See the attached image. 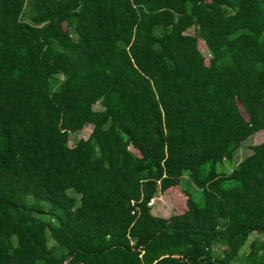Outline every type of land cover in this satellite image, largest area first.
<instances>
[{"label":"trees","instance_id":"16d2710c","mask_svg":"<svg viewBox=\"0 0 264 264\" xmlns=\"http://www.w3.org/2000/svg\"><path fill=\"white\" fill-rule=\"evenodd\" d=\"M263 32L264 0H0V264H264V141L215 168L264 131Z\"/></svg>","mask_w":264,"mask_h":264},{"label":"rangeland","instance_id":"374dc122","mask_svg":"<svg viewBox=\"0 0 264 264\" xmlns=\"http://www.w3.org/2000/svg\"><path fill=\"white\" fill-rule=\"evenodd\" d=\"M25 12L27 13V15L29 14L28 8L25 9ZM188 33H192V31H188ZM260 41L262 43H264V32L260 37ZM197 48L203 57L202 64L206 65L207 59H208V53H207V51H206V49L203 46L201 41H197ZM92 109H93L92 116H94V119H97L98 114H99L98 105H94L92 107ZM238 114L241 117H244V115L242 114V112L240 110H239ZM91 124H92V121L91 122L88 121V123L83 127V129L78 134H76L74 136H70L68 139V145L72 146L73 143L77 139L84 138L88 134V132L90 131ZM262 141H264V131H260V132L256 133L253 137L247 138L246 140H244L241 143L240 147L235 152L232 159L229 162H226V163L224 162L223 164H217L215 167L216 170L219 171L222 167V170L224 173L230 172L236 166V164L244 156H246L250 152L249 147L251 145L258 144ZM189 192L195 196V197L194 196L193 197L196 201H199V196H198V194L195 193V191L190 190ZM150 208H151L152 214H154L158 217H162V218H167L170 215L179 214L181 211L184 210V196L180 193L178 188L173 187V188L169 189L168 191L161 193V194L157 195L155 198H153L152 203L150 205ZM250 239H251V237L249 238V240ZM248 241H247V243H248ZM247 243H245L240 248L235 260H239L242 258V253L243 252L245 253L247 250L246 249ZM51 244H52V241L49 240V242L47 243V246L49 247ZM215 253H216V251H215ZM231 264H242V262L238 261V262L231 263Z\"/></svg>","mask_w":264,"mask_h":264},{"label":"built area","instance_id":"2783aa9c","mask_svg":"<svg viewBox=\"0 0 264 264\" xmlns=\"http://www.w3.org/2000/svg\"><path fill=\"white\" fill-rule=\"evenodd\" d=\"M152 203V200H150L148 203H147V206H150Z\"/></svg>","mask_w":264,"mask_h":264}]
</instances>
